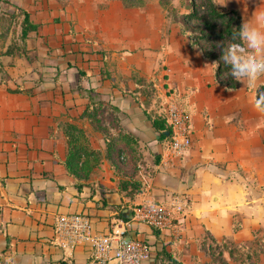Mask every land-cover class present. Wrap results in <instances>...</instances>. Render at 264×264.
Instances as JSON below:
<instances>
[{"label": "crops", "instance_id": "crops-1", "mask_svg": "<svg viewBox=\"0 0 264 264\" xmlns=\"http://www.w3.org/2000/svg\"><path fill=\"white\" fill-rule=\"evenodd\" d=\"M43 2L32 4L42 7ZM215 2L221 8L237 9L243 22L264 11V0ZM231 3L233 7L226 6ZM129 11L121 16L128 26L114 30L119 43L115 53L124 52L116 74L104 63L94 62L95 41L81 49L74 45L67 52L56 51L64 57L55 61L31 63L18 55L1 60L9 75L0 84V254L6 252L2 264H89L88 245L74 252L58 245V217L85 214L93 235L100 236L109 233L120 213L129 220L134 207L150 203L175 205L178 212L169 230L155 232L147 225H133L129 237L149 243L152 249L145 264H214L207 253L213 240L228 246L223 250L228 264H234V245L240 249L237 264L243 253L252 256L251 264H264L263 255L246 246H254L251 240L258 233L264 236V113L254 103L255 90L241 83L238 90L227 91L216 82L211 63L190 46L179 28L164 33L150 28L141 35ZM31 20L42 24L33 15ZM39 31L27 42L29 55L37 50L31 44L38 41L34 38ZM53 33L47 35L49 40ZM58 34L61 38L65 31ZM76 40L71 42H80ZM86 51L93 55L85 56ZM80 54L89 63L69 60ZM44 71L57 73L52 75L55 79L45 74L40 79ZM138 81L156 88L163 83L165 99L172 89L188 95L193 147L183 156L170 154L168 144L159 142L146 117V112H159L145 106V98L137 92ZM18 88L25 92L11 93ZM95 96L117 107L122 125L139 139L136 172L143 190L133 199L118 192L117 179L101 176L89 181L97 184L96 189L86 183L79 193L64 166L68 154L64 127L82 124L80 118ZM208 234L211 243L205 247Z\"/></svg>", "mask_w": 264, "mask_h": 264}, {"label": "rangeland", "instance_id": "rangeland-1", "mask_svg": "<svg viewBox=\"0 0 264 264\" xmlns=\"http://www.w3.org/2000/svg\"><path fill=\"white\" fill-rule=\"evenodd\" d=\"M34 1L35 0H0V81L4 82L9 78V75L3 70V65L1 64L3 57H6V52H10L8 57H14L15 55L27 57L31 63L34 61L41 62L42 59L45 61H55V58L64 57V55L56 54V51L60 53H62V50L67 52L72 50L74 45L78 46L76 49H81V45L82 47H86L87 44H91L93 41L96 42L98 48V50H92L97 53L94 54L96 55L94 59L96 61L94 62H98V64L104 63V66L107 65L112 74H114V72L116 74V70L119 69V62H121V59L120 61L118 59L124 56L122 55L124 52L117 53V55L115 53V51H118L117 47L119 43H117L118 38L114 30L118 29L122 24L123 26H128L129 23L127 21L124 20L122 23L121 16L124 13L130 14L129 10H131L130 19L131 21L133 20L134 25H136V28H138L139 32L141 31V35H143L145 32H148L150 28L161 29L163 33L168 30L176 31L178 28L180 29L179 24L183 23V15L187 14L191 7V0H159V4L158 0H44L42 7L33 5L32 3H34ZM231 4L233 5L227 4L226 6L233 7L234 3ZM18 9L28 10L27 12L31 13L30 16L33 15V19L36 22H42V24H39L41 25L39 33L42 36L40 37V34H38L36 38H34L38 41L31 44L32 48L36 47L37 49L35 54L29 55V52L26 51L25 48L23 51V42L21 38L22 14L20 11H17ZM60 30L65 31V34L61 36V38H57V36H59L58 31ZM187 30L192 34L200 33L199 27L195 24L188 26ZM54 31L55 33H53ZM52 33L53 37L49 40V36L47 35L51 36ZM74 37H77L76 41L80 42L72 43L71 41H73ZM185 37L190 41L188 36ZM109 49L111 50L110 52H108ZM38 52H41V55L47 53L46 58H42ZM128 53L130 52L128 51ZM87 54L93 55L89 51H86L85 56ZM66 55L71 54L66 53ZM82 55L83 54H80V57H82ZM85 56L82 58L77 57L75 60L69 58V60L74 61L76 64L83 63V65H85L89 63V58ZM32 74L33 73H31V76ZM43 74L49 75L48 78L53 80L55 76L53 77L52 75L57 73L44 71L40 73L38 77L42 79ZM40 79H38L37 82ZM28 82L32 83L33 81L28 80ZM263 83L264 77H261L256 86L247 87V89L249 91L255 90V94L258 86ZM162 84L163 83L157 84V88L153 84L145 85V92L148 93L150 101L149 107L152 108L154 106L160 114L162 113V104H165V91L163 90ZM167 94L168 96L166 97H168V99L173 98L170 93ZM98 99V96L92 98L95 102H97ZM115 119L116 115L111 112L109 107H102L96 112V120L90 121L89 119H85L82 124H77L81 130V135L78 136L79 139L76 141V144L85 149L96 150L100 153L99 161L96 163L94 158H83V160H88L94 165L91 171V179L95 176H101L103 179L112 178L113 181L114 179H119L116 174L118 172L116 169V161L119 160L117 149L118 147L121 148V143L119 139L117 141V128L119 123H117ZM124 169H130V166L124 167ZM205 240L204 244L206 247L207 244L211 243V237L207 235ZM263 240L264 236L258 233L256 240H251L254 246L249 243L246 246L249 248L250 252L256 253L259 256V254H261L260 243H262ZM217 247L218 246L215 244L213 245V249H217V251L220 249L224 250L228 246L224 245L220 246V248ZM233 247H235L236 251L240 250L239 248L237 249L235 245ZM239 255L240 251L236 254L237 259L240 258Z\"/></svg>", "mask_w": 264, "mask_h": 264}, {"label": "trees", "instance_id": "trees-1", "mask_svg": "<svg viewBox=\"0 0 264 264\" xmlns=\"http://www.w3.org/2000/svg\"><path fill=\"white\" fill-rule=\"evenodd\" d=\"M191 7L187 14L183 15V23H180V33L182 36H188L190 39V46L196 48L201 56L209 61L211 65L213 62H219L222 55V49L218 48L217 45L221 42H225V45L229 43H240L239 40L233 41L232 35L234 31H238L243 25V18L240 12L237 9L230 8L225 9L219 7L215 0H191ZM17 11L21 12V28H22V42H23V51L27 50V42L30 40V36L33 33H37L41 25L34 24L31 20L30 14L22 9ZM197 25L199 27V34L189 33L187 27L190 25ZM187 38V37H186ZM25 48V49H24ZM9 53H5V56H8ZM214 75L216 82L223 86L225 89H232L236 91L240 88L241 83L235 81L232 77L223 79V73H228L230 71L229 66L224 65L222 62L218 66L213 67ZM104 73V70H102ZM81 79L85 78L84 72L80 71ZM0 82V84H2ZM137 85L139 88L137 92L141 97L145 98V106L148 108L150 106L148 93L145 92V85H150L144 81H138ZM25 92L22 89H17L11 91V93H21ZM27 92V91H26ZM91 93V92H90ZM170 95L173 97V103L177 104L190 118H192V111L187 103L188 95L180 96L176 93L175 89H172ZM264 83L259 85L255 94H254V103L257 108L264 113ZM134 97V96H133ZM134 99H138L134 97ZM107 105V106H106ZM109 107L111 112L115 113L116 121L119 123L117 128V141L121 143V148L118 147L117 154H119V160L116 161L117 166V190L119 193L125 194L126 197L135 198V196L142 193L143 184L137 179V161H138V150L139 139L132 134H130L125 127L122 125L119 114L120 110L113 106L110 102H105L98 100L95 102L90 99L81 120L89 119L90 121L96 120V112L99 108ZM146 117L151 122V125L155 132L158 134L159 142L162 144H168L171 139V127L168 125L167 120L164 116L155 112H146ZM65 134L68 139V154L64 166L67 170L69 176L73 179L74 185L80 193L86 183H89L91 180V171L94 168V165L88 160H83V158H94L95 163L99 161L100 153L96 150H89L83 147H80L76 144V141L81 135V130L77 125L67 124L64 127ZM75 143V144H74ZM110 152V151H109ZM111 158V157H110ZM109 158V160H110ZM115 162V161H114ZM94 163V164H95ZM130 166V169H124V167ZM114 168V167H113ZM128 170V171H125ZM89 186L94 190L96 189V183H89ZM104 192H111L110 189L102 188ZM138 207V206H137ZM134 207V208H137ZM134 210V209H133ZM132 210V212H133ZM117 219L126 220V216L123 213L118 215ZM175 219V216H174ZM174 226V222H173ZM153 229V228H152ZM155 232L160 231L153 229ZM237 230V227L235 228ZM208 236H210L208 234ZM213 240V239H212ZM217 248L220 246L215 240L212 241ZM261 254L264 258V240L260 243ZM207 253L212 256L214 264H228L224 259V251L213 249V244L207 248ZM236 250L231 251V257L234 260V264H237ZM6 252L0 254V264H2ZM251 258L248 253H243V261L241 264H251Z\"/></svg>", "mask_w": 264, "mask_h": 264}, {"label": "built area", "instance_id": "built-area-1", "mask_svg": "<svg viewBox=\"0 0 264 264\" xmlns=\"http://www.w3.org/2000/svg\"><path fill=\"white\" fill-rule=\"evenodd\" d=\"M164 101L161 115L172 131L167 148L170 154L181 157L193 147L191 118L172 99ZM177 212L175 205H140L133 210L129 220L115 219L109 233L100 236L93 235L92 222L87 215H64L56 221L55 240L61 248L70 252L80 245H88L89 264H145L151 257L152 249L149 243L129 237L133 225L169 230Z\"/></svg>", "mask_w": 264, "mask_h": 264}, {"label": "clouds", "instance_id": "clouds-1", "mask_svg": "<svg viewBox=\"0 0 264 264\" xmlns=\"http://www.w3.org/2000/svg\"><path fill=\"white\" fill-rule=\"evenodd\" d=\"M232 40L240 43L225 45L221 42L217 45L222 49V55L220 61L213 62L211 67L222 62L230 68L228 73H223V79L230 76L245 87H254L264 77V11L259 15L255 13L251 21H245L238 31L233 32Z\"/></svg>", "mask_w": 264, "mask_h": 264}]
</instances>
